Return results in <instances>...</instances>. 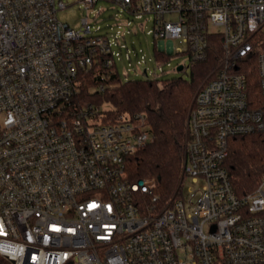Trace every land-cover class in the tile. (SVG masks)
<instances>
[{"label":"built area","instance_id":"obj_1","mask_svg":"<svg viewBox=\"0 0 264 264\" xmlns=\"http://www.w3.org/2000/svg\"><path fill=\"white\" fill-rule=\"evenodd\" d=\"M107 1L152 14L160 51L181 40L191 64L222 40L188 113L183 181L162 204L128 178L154 142L145 114L74 107L82 71L118 70L107 37L59 21L62 1L0 0V264H264V180L239 197L226 167L231 138L264 133V0Z\"/></svg>","mask_w":264,"mask_h":264},{"label":"trees","instance_id":"obj_2","mask_svg":"<svg viewBox=\"0 0 264 264\" xmlns=\"http://www.w3.org/2000/svg\"><path fill=\"white\" fill-rule=\"evenodd\" d=\"M221 57L222 40L215 37L210 40L207 59L191 64L190 81L156 78L123 82L116 68L106 69L100 62L79 75L74 107L100 106L106 121L122 113L147 116L154 142L127 157L126 173L132 182L152 180L154 195L162 204L176 196L183 181L188 113ZM155 59L166 62L170 55L156 50ZM105 105L109 107L104 109ZM226 167L236 194H253L264 180V133L231 138Z\"/></svg>","mask_w":264,"mask_h":264},{"label":"rangeland","instance_id":"obj_3","mask_svg":"<svg viewBox=\"0 0 264 264\" xmlns=\"http://www.w3.org/2000/svg\"><path fill=\"white\" fill-rule=\"evenodd\" d=\"M58 1L67 5V8L58 11L59 21L80 31L83 28L82 20L87 18L92 35L109 39L123 82L156 78L191 80V60L186 53L187 45L181 40L173 41V52H168L169 60L158 62L155 59L156 50H161L162 47L168 51V42L155 38V19L152 14L132 13L107 0H100L91 9H87L82 0H56ZM166 19L174 21L176 16L168 15ZM182 65L185 70L178 72L177 68ZM145 70L147 74L144 73ZM108 107L105 105L103 108ZM184 195L189 197L187 187Z\"/></svg>","mask_w":264,"mask_h":264},{"label":"water","instance_id":"obj_4","mask_svg":"<svg viewBox=\"0 0 264 264\" xmlns=\"http://www.w3.org/2000/svg\"><path fill=\"white\" fill-rule=\"evenodd\" d=\"M183 70H184V66H183V65H182V66H179V67L177 68V71H178V72H182ZM144 73L146 74L147 71L145 70Z\"/></svg>","mask_w":264,"mask_h":264}]
</instances>
